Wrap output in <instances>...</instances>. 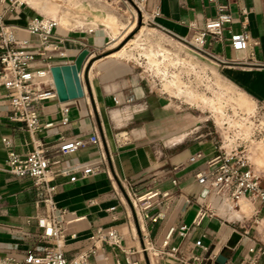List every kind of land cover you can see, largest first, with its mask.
Masks as SVG:
<instances>
[{"label":"crops","instance_id":"obj_1","mask_svg":"<svg viewBox=\"0 0 264 264\" xmlns=\"http://www.w3.org/2000/svg\"><path fill=\"white\" fill-rule=\"evenodd\" d=\"M229 4L234 16L230 31L239 33L243 30L241 11L246 10L247 32L251 42H258V45L251 44L246 52L236 53L228 44L210 41L209 50L215 59L228 61L247 59L254 53L258 65L223 64L215 59H205L210 60L229 86L255 104L264 105V0H229ZM144 7L147 15L157 12L153 16V30L174 41L190 36V24L201 26L216 13L207 0H147ZM42 12L48 17L47 12ZM135 17H129L132 28L136 24ZM6 18L8 24L23 28L32 17L20 11L8 14ZM59 24L54 34L61 41L66 57L58 60L56 65L74 64L83 50L89 51L81 74L84 97L65 103L70 109L67 125L60 123L61 102H45L41 110L42 123L53 121L55 127L42 131L37 137L54 147L61 138L85 139L98 132L106 153L113 157L110 168L115 176L132 181L142 192L150 187L170 190L173 195L165 218L148 224L150 240L160 247L171 226L191 225L198 212V206L187 201L201 193L195 175L217 153L214 129L205 122L192 121L184 104L160 93L146 80L135 62L116 58L120 57L119 52L109 53L111 41L108 36L90 29L67 30L63 22ZM16 33L20 39L29 38L23 31ZM10 111V104L0 89V257L11 253L22 259L27 250L42 249L36 225L42 209L37 204L31 181L7 172L8 149L2 142L4 138L11 141L13 150L19 154H26L34 147V137L25 127L10 121ZM119 132L127 133L129 140L122 148L115 142ZM200 151L203 158L190 163L189 158ZM99 155L97 145H88L63 159L62 166L88 165L96 162ZM172 180H177L178 185L173 186ZM58 183L56 203L67 211L68 235L77 236L66 239L64 252L68 258L90 248L97 229L114 227L121 233L122 249L128 255L117 248L100 246L91 258V264H117L124 262L127 256L139 264H148L146 256L136 253L142 247L137 221L122 196L114 191L106 173L79 178L75 183L62 178ZM243 206L245 209L248 205ZM111 208L115 211L110 212ZM261 215L259 225L250 219V215V220L244 221L231 222L230 218L229 224H222L217 219L207 220L203 225L206 231L204 243L210 248L223 245L222 256L227 260L226 264H241L249 248L264 241V211ZM198 235L194 233L186 240L175 235L171 244L179 246L182 255H188L193 250V239ZM131 252H134L133 256L129 255ZM151 263L164 264L165 261L156 262L152 257ZM258 264H264V258Z\"/></svg>","mask_w":264,"mask_h":264},{"label":"built area","instance_id":"obj_2","mask_svg":"<svg viewBox=\"0 0 264 264\" xmlns=\"http://www.w3.org/2000/svg\"><path fill=\"white\" fill-rule=\"evenodd\" d=\"M146 1L139 0L135 7L142 21L153 25V16L157 12L147 15L144 7ZM207 1L215 8V16L206 19L201 26L190 24V36L180 38L177 42L188 45L199 56L211 59L215 57L209 50L210 41L221 45L228 44L236 53L246 52L251 44L258 45V42H251L247 32L246 10L241 11V16H244L241 22L243 30L232 33L230 29L234 24V16L229 0ZM23 4L20 0H0V89L11 107L10 121L25 127L34 137V147L26 154H19L13 150L9 139L4 138L2 142L8 149L7 172L16 178L31 181L37 204L42 209L36 219L42 249L27 250L22 259L8 253L0 257V264H91V258L96 255L100 246L117 248L128 255L122 249L123 237L114 227L97 229L91 238L92 246L75 257L68 258L64 252L67 237L76 239L77 236L68 235L69 222L65 220L67 211L59 208L56 203L58 181L67 178L70 183H75L79 178L85 179L103 173L107 174L114 191L122 196L124 204L137 221L142 247L136 253L146 256L148 264H152V257L156 262L165 261L164 264H226L227 260L224 263L219 261L223 257V245L210 248L204 243V222L217 219L222 224H229L230 216H234L239 221L252 219L259 225L264 211V177L256 169L245 141L233 143L225 139L218 143L217 153L195 175L201 193L187 201L190 205L198 206L192 224L171 226L161 246L156 247L150 240L148 224L165 218L173 195L170 190L150 187L142 192L132 181L115 176L110 168L113 157L106 153L98 132L85 139L61 138L54 147H49L44 140L38 139L37 136L42 131L55 127L53 121L42 123L41 110L45 102L59 101L51 69L58 60L66 57V53L61 41L55 37V30L59 26L54 20L37 16L23 28L8 24L6 16L18 14ZM16 31L25 32L29 38H18ZM215 60L223 64L258 65L254 53L243 60ZM142 72L146 80L155 86L146 72ZM158 90L166 94L160 86ZM60 104V123L67 125L70 123V109L65 103ZM115 142L118 148L128 145L127 133H117ZM88 145L99 147L100 155L96 162L72 167L62 166L63 159ZM203 156L201 151L197 152L189 158V162L196 163ZM171 183L173 186L178 185L177 180H172ZM243 204L251 207L250 214L244 211ZM109 211L113 212L115 208ZM194 233L199 235L193 239V250L188 255H182L180 247L171 244L175 235L186 240ZM129 255L133 256L134 252ZM263 258L264 241H259L258 245L249 248L241 264H258ZM117 264L139 262L127 256L124 262Z\"/></svg>","mask_w":264,"mask_h":264},{"label":"rangeland","instance_id":"obj_3","mask_svg":"<svg viewBox=\"0 0 264 264\" xmlns=\"http://www.w3.org/2000/svg\"><path fill=\"white\" fill-rule=\"evenodd\" d=\"M20 1L24 3L20 11L32 18L45 16V10L48 17L63 22L67 30L90 29L108 36L109 53L119 52L116 58L140 66L157 89L160 86L166 95L184 104L192 121L212 126L218 143L225 139L245 141L256 169L264 177V106L229 86L210 60L142 21L135 7L139 0ZM132 15L136 16L133 28L129 19ZM246 208L250 214L251 207Z\"/></svg>","mask_w":264,"mask_h":264},{"label":"water","instance_id":"obj_4","mask_svg":"<svg viewBox=\"0 0 264 264\" xmlns=\"http://www.w3.org/2000/svg\"><path fill=\"white\" fill-rule=\"evenodd\" d=\"M89 56L88 50H83L71 65H56L51 69L54 83L61 103H67L84 97L80 72ZM226 259L220 258L224 263Z\"/></svg>","mask_w":264,"mask_h":264},{"label":"bare ground","instance_id":"obj_5","mask_svg":"<svg viewBox=\"0 0 264 264\" xmlns=\"http://www.w3.org/2000/svg\"><path fill=\"white\" fill-rule=\"evenodd\" d=\"M44 12H46V11L44 10ZM46 18L54 20V21L58 24V26H60V24H59V22H58L57 19L52 18V17H51V18L46 17ZM112 18H113V17H112ZM115 19H117V18H115ZM115 19L111 20V23H112V24L115 22ZM115 24H116V23H115ZM81 74H82V72H80V78H81ZM230 218H231V219H230L231 222L236 221V218H235L234 216H230Z\"/></svg>","mask_w":264,"mask_h":264}]
</instances>
